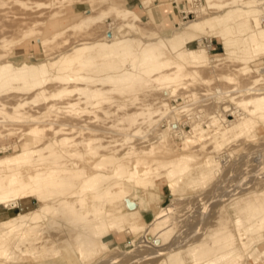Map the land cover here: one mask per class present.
Here are the masks:
<instances>
[{"label": "bare ground", "instance_id": "6f19581e", "mask_svg": "<svg viewBox=\"0 0 264 264\" xmlns=\"http://www.w3.org/2000/svg\"><path fill=\"white\" fill-rule=\"evenodd\" d=\"M100 1L103 4L107 0ZM172 1L183 13H196L182 9L181 0ZM187 1L195 8L208 6L222 10L228 7L230 10L201 15L198 20L183 23L182 17L175 11L166 15L167 12L163 13L160 6H156L159 29L172 30L174 34L168 40L152 38L143 42L127 34L131 31L142 33L140 26L144 21H149L148 9L152 5V0H140L139 5L133 7L122 6L121 3L126 0H115L101 9L97 17L87 15L79 19L77 24L70 26L73 29L87 27L92 21L103 20L112 15L115 22L111 24V29L106 32L105 38L93 43L78 44L68 52H58L56 56L58 61L35 63L15 60L14 57L5 60L0 55V123L5 125L25 123L35 126L29 131L34 137L31 143L17 140L0 146V154H4V156L0 155V208L21 209L16 215L0 221V254L19 262L22 257L29 254L37 256L41 252H55L67 240L58 235H50L43 239L38 237V232L45 230L46 227L41 224L44 221H47V229H54L59 227L61 220H64L72 231H79L77 236L69 238L67 242L72 249L82 254L91 248L96 236L102 234L101 230L104 231L107 227L116 230L131 222L139 221V217L156 199L150 189L154 182L165 179L170 187L174 188L176 182L173 181L174 176L185 168L190 158L187 153L188 147L202 139L206 132L198 120L188 118L191 104L179 107L170 103L177 87L188 80L187 70L190 69L194 75L201 77L202 68L211 65L213 61H222L225 55L235 54V46L244 43L248 44L247 49L253 52L264 51V21L261 18V12H264V0ZM143 10L147 13L146 18L141 17L140 13ZM176 21H180L179 27L176 26ZM35 23L37 26L41 25L40 21ZM39 30L33 27L29 32L36 33ZM157 33L148 32V35L155 37L159 35ZM56 36L44 42L53 40ZM211 36L221 39L225 49L224 54L211 55ZM194 41L199 42L198 47H189V43ZM165 54H169L170 57H165ZM242 59L247 62V57ZM75 60H82L80 68L75 69L72 66ZM263 65L264 61L255 71L264 73ZM55 67L58 71L67 68L69 72L55 77L52 75V69ZM75 71H84V74L76 76L73 73ZM143 76H149L150 80L144 81ZM262 77L264 76L256 77L244 88L229 92L219 91L211 98L221 100L226 95L232 97L247 93V97L238 100V105L244 107L251 105L250 113L253 115L261 113L260 116L264 118V78ZM225 78L230 82L234 80L233 76ZM58 80L64 86L58 85ZM143 81L164 85L162 100L156 103L155 108L151 107L153 104H145L137 114L135 124L132 123V116L127 115L126 120L129 122L127 129L114 132H118L123 143L132 145V149L135 139L149 142V147L142 152L145 154L156 152L159 156L156 161L142 172L129 171L121 164L112 175L100 171L89 174L77 167L59 165L60 153L53 147L51 141H45L47 134L45 135L44 129L40 130L39 126L61 127L54 128V135L62 134L63 140L68 142L72 137L66 133L67 127L76 128L77 121H81L82 117L75 112L80 103L72 99L74 95H78L80 102L86 104L93 100L107 103L108 99L105 95L111 91V88H131L135 84H142ZM26 93L33 95L30 100L24 97ZM223 103L229 106L223 107L224 104H221L222 114L215 111L209 119L211 120L209 126L218 129L221 127L220 123L224 122L222 135H226L229 131L240 133L245 130L250 123L246 119L248 115L228 121L226 117L233 116L237 112H234V107L230 105L233 102ZM178 114L187 118L180 120ZM164 125L167 127V132L163 130ZM187 126L191 129L187 130ZM89 129L94 131L91 127ZM170 133L173 135L169 136ZM170 137L182 140V145H175ZM0 138L1 143L10 140V135L1 132ZM54 140L60 141L57 137ZM102 147L108 148L107 145ZM167 155L170 157L164 158ZM217 162L218 158L215 157L206 163L208 165ZM100 165L103 163L99 162L96 166L100 167ZM24 166H33V172L25 175V170L21 169ZM114 176L125 177L124 184L110 183ZM77 178H83V181L81 187L74 190V180ZM132 184L145 191L139 194L131 193ZM116 186L123 194L122 198L115 196ZM87 191H91L93 195L91 203L93 212L90 217H97L96 220L100 221L91 224L93 237L89 236L85 227L75 223L90 214L80 211L85 207ZM75 197L77 200H74ZM32 202L36 203L35 208H31ZM241 209L246 212V219L245 222L239 220L237 226L243 227L240 235L249 239L248 241L241 239V245L249 249L252 241L264 239V200L254 204L252 197L248 196ZM216 242L221 243L220 248L217 253L205 254L201 259H210L204 264H232L237 259L236 250H232L235 244L234 238L226 234ZM259 246L256 251L264 250ZM255 254L257 257L252 264L264 260V251L250 253V256L253 257ZM167 264H182V260L178 257H169Z\"/></svg>", "mask_w": 264, "mask_h": 264}, {"label": "rangeland", "instance_id": "374dc122", "mask_svg": "<svg viewBox=\"0 0 264 264\" xmlns=\"http://www.w3.org/2000/svg\"><path fill=\"white\" fill-rule=\"evenodd\" d=\"M114 1L107 0L101 4L100 0H0V55L5 60L14 57L15 60L35 63L58 61L59 59H56L58 52H68L78 44L93 43L105 38L106 32L115 22L112 15L103 20L92 21L87 27L73 29L70 26L77 24L79 19L87 15L97 17L101 9ZM139 3L140 0L131 2L126 0L121 5L133 7ZM181 3L182 9L196 13H183L172 0H152V5L148 9L149 21H144L140 26L142 33L131 31L127 36L146 42L152 38L168 40L174 34L172 30L159 29L156 6H160L163 13L167 12L166 15L175 11L182 17L183 23L198 20L201 15L230 10L228 7L222 10L208 6L195 8L187 0H181ZM140 14L142 18L147 16L145 10ZM261 18L264 21V12H261ZM35 21H40L41 25L37 26ZM179 22L176 21L177 27L180 26ZM33 27L40 30L36 33L29 32ZM148 32H158L159 35L152 37ZM54 35H57L55 39L44 42ZM210 39L219 43L221 41L214 36ZM222 45L220 43L221 50L210 51L211 55L224 54L225 49ZM248 46L246 43L235 46V54L225 55L222 61H213L211 65L202 68L201 77L194 75L192 70H187L188 80L177 87L170 103L179 107L191 104L188 118L196 119L195 121L201 123L206 130L205 136L188 147L187 153L190 158L185 168L174 176L173 181H176L174 188H171L165 179L157 180L150 187L156 199L139 217V221L131 222L116 230L110 227L101 230L102 234L96 236L91 248L82 254L72 249L67 242L69 238L77 236L79 231H72L64 220L60 221L58 228L47 229V221H44L41 224L46 228L38 232V237L45 239L50 235H58L67 240L60 248L53 253L41 252L37 256L29 254L22 257L19 262L0 254V264H107L109 262L110 264H167L169 257H178L182 260V264H204L210 258H201L207 253H217L221 243L216 241L226 234L231 235L235 241L232 250H236L237 259L232 264H252L257 256L255 254L251 257L250 253H262L264 250L258 252L256 248L260 245L259 247L264 249V239L252 241L251 247L245 249L241 245V239L245 241L249 239L240 235L243 227L239 228L237 225L239 220L245 222L246 219V212L241 209L245 198L252 197L254 204L264 200V118L260 116L261 113L251 114V105L246 107L238 105V100L247 97V93L232 97L226 95L221 100L211 98L219 91L229 92L244 88L256 77L264 76V73L255 71L264 61V51L256 53L247 49ZM189 47L196 48L198 43L194 42ZM164 56L170 57L169 54ZM243 57H247L248 63L242 59ZM81 61L75 60L72 66L75 69L80 68ZM243 68L247 69L243 70ZM66 69L62 68L58 71L55 67L52 69V75L60 77L69 72V69ZM73 73L80 76L84 71ZM226 76H233L234 80L227 81ZM143 79L150 80V77L143 76ZM144 81L131 88H111V91L105 95L108 99L107 103L93 100L86 104L80 102L78 95H74L72 99L80 103L75 112L82 117L81 121H77L76 128L67 127L66 133L72 137L68 142L63 140L62 134L54 135V128L61 127L39 126L40 130L44 129V134H47L45 141H51L53 147L60 153L59 165L77 167L89 174L100 171L112 175L121 164L129 171L142 172L155 162L159 157L156 152L151 154L142 152L149 147V142L135 139L132 149V145L123 143L118 132H114L127 129L129 126L127 115L132 116V123L135 124L137 114L145 104H153L151 107L155 108L156 103L162 100L164 85L144 83ZM58 85L64 86L59 80ZM32 96L31 93L24 95L29 100ZM187 96L190 97L185 99ZM230 101L233 102L230 105L237 113L233 116L228 115L226 119L237 120L241 116L248 115L246 119L250 123L240 133L229 131L226 135H222L225 128L222 125L225 123L221 122V127L216 129L209 126L211 121L209 119L215 111L222 114L220 109L222 105L229 106L223 102ZM178 115L180 120L187 118ZM33 127L35 126L25 123L6 125L0 123V136L1 132L10 135V140H4L0 146L17 140L31 143L34 137L29 131ZM90 127L94 131L90 130ZM166 129V126L163 127V130ZM186 129L190 130L191 127L187 126ZM55 137L60 141L56 142ZM170 140L175 145L183 143L182 140L171 137ZM102 145H107L108 148L105 149ZM130 151L132 153H129ZM0 155L4 156V154ZM169 157L167 155L164 158ZM215 157L218 158V162L207 165L206 162ZM99 162L103 163L100 167L96 166ZM21 169L25 170L26 175L33 172L34 167L24 166ZM124 178L114 176L110 183L124 184ZM82 181L83 178L74 180L73 189L78 190ZM130 188L133 194L145 191L134 184ZM115 191H117L115 196L123 197L119 187L115 188ZM92 196V192L87 191L85 207L80 210L90 214L75 222L85 227L90 237H93L91 224L100 222L96 220L97 217H90L93 212ZM74 200H77V197ZM32 203L31 208H35L36 203ZM20 211L19 208L12 210L0 208V221ZM256 264H264V260Z\"/></svg>", "mask_w": 264, "mask_h": 264}, {"label": "crops", "instance_id": "0c3cea01", "mask_svg": "<svg viewBox=\"0 0 264 264\" xmlns=\"http://www.w3.org/2000/svg\"><path fill=\"white\" fill-rule=\"evenodd\" d=\"M131 1H133V0H130V2H131ZM217 39H218V38H217ZM219 40H220V39H219ZM194 42H197L198 45H199V42H198V41H194ZM194 42L189 43V45L192 44V43H194ZM220 43H221V45H222V42H221V41H220ZM220 43H219L218 41L211 40V42H210V45H211L210 51H215V52H217V51L221 50ZM222 48L224 49L223 45H222ZM210 53H211V52H210Z\"/></svg>", "mask_w": 264, "mask_h": 264}]
</instances>
